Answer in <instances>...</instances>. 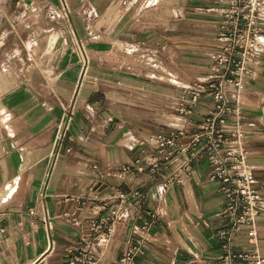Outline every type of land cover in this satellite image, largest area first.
Instances as JSON below:
<instances>
[{
	"label": "crops",
	"instance_id": "obj_1",
	"mask_svg": "<svg viewBox=\"0 0 264 264\" xmlns=\"http://www.w3.org/2000/svg\"><path fill=\"white\" fill-rule=\"evenodd\" d=\"M151 1L0 0V264H67L83 238L93 237L90 214L107 216L118 206L111 242L93 247L100 255L97 264H117L141 224L135 207L117 198V188L128 192L143 182L144 212L157 209L160 216L137 264L215 263L224 195L208 180L204 158L197 160L188 184L167 194L156 185L163 173L151 177L147 169L135 170L121 179L118 170L134 166L138 158L146 163L155 152L152 135L180 128L195 132L213 111L210 96L198 101L193 114L179 108L188 106L186 88L211 72L210 54L221 47L216 34L227 2L177 0L167 32L157 26L154 5H147ZM81 11L97 20V35L129 49L125 77L109 73L102 84L99 68L87 66L79 40L67 28L71 15L84 35ZM181 18L187 24L180 26ZM57 25L64 28L55 33L67 41L52 46L47 38ZM153 54L159 59L170 54V68L181 67L187 83L136 73L147 68L142 58ZM101 84L107 85L102 94ZM227 91L231 100L239 99L248 162L257 184L264 186V49L246 89L238 94L228 86ZM257 227L264 255V212ZM237 244L244 251L255 249L246 230Z\"/></svg>",
	"mask_w": 264,
	"mask_h": 264
},
{
	"label": "built area",
	"instance_id": "obj_2",
	"mask_svg": "<svg viewBox=\"0 0 264 264\" xmlns=\"http://www.w3.org/2000/svg\"><path fill=\"white\" fill-rule=\"evenodd\" d=\"M226 2L216 34L221 47L210 54L211 72L186 88L184 96L188 106L179 108L180 113L193 114L198 101L210 96L213 111L201 119L195 132L180 128L171 135H152L149 141L155 152L146 163L138 158L134 166L125 164L119 168L118 176L123 179L130 172L145 169L151 177L163 173L156 185L167 194L176 185L188 184L197 172V160L204 158L208 180L216 182L224 195L217 230L219 250L214 264H264V255L258 249L257 227L258 218L264 212V186L257 184L248 162L249 149L239 99L231 100L227 91L228 86L238 94L246 89L254 63L264 49V0ZM185 137L188 140L184 142ZM139 186L128 192L117 188V198L125 207H135V217L141 222L139 230L128 239L117 264H137V259L146 254V245L152 242V230L160 216L157 209L144 212L148 192L142 191L145 182ZM120 209L114 207L107 216L90 214L93 237L83 238L67 264H97L100 255L93 247L95 243L106 246L111 242ZM243 230L255 246L254 251L238 248L237 236Z\"/></svg>",
	"mask_w": 264,
	"mask_h": 264
},
{
	"label": "rangeland",
	"instance_id": "obj_3",
	"mask_svg": "<svg viewBox=\"0 0 264 264\" xmlns=\"http://www.w3.org/2000/svg\"><path fill=\"white\" fill-rule=\"evenodd\" d=\"M177 0H154L147 5H154L153 10H151V13L153 12L154 16L158 19V25L160 28L163 29V31L171 32V21L170 18L173 14V10L175 7H177V4L175 3ZM182 3V2H181ZM179 5V4H178ZM183 4H181L180 9L183 11L181 12V17L184 14V9H182ZM89 11H85V13H82L81 11V23L84 30V35L81 36V30L80 28L75 25L74 20L71 18V15H68V26L67 28L71 30V33L73 35L74 40L78 39L81 45V49L84 54L85 62L87 63L88 67H96L100 71V76L102 79V84L107 83V77L109 76V73L115 72L117 77H125L127 75L126 72L130 71L128 68L129 66V58L128 55L129 49H127L124 45H122V41L119 43V45L113 46V37H107V36H99L97 33H95L94 30V24L97 23V20H93L94 16L88 13ZM158 13V14H156ZM57 18L62 17V13H57ZM182 19V18H181ZM185 19L180 20V26L183 24H187ZM118 23V21H117ZM102 24V23H101ZM106 21L103 22V25L105 26V29L107 28ZM122 24V22H121ZM123 25V24H122ZM122 27V26H121ZM64 28L63 26L57 25L55 28H53L50 31V36L47 38L49 44L52 46H58L61 44H64L65 41H67V38L63 36H59L58 33H55V29ZM102 34V33H101ZM122 39V38H120ZM107 42H110L107 44ZM67 44V42H66ZM96 44H103V48L100 50L93 49V46L95 47ZM144 61L142 65H146L147 68L136 69V73L145 74L147 76L151 77H157L160 80H163L165 83H174L179 84V86H182L183 84H186L187 82L183 81V69L180 67V70L177 69L172 70L170 68L171 65V55L165 54L163 58L159 59L156 55H151L148 59L142 58ZM86 66V67H87ZM90 71V70H89ZM180 72V73H178ZM185 79V78H184ZM101 84V94L106 92L107 85ZM121 92H124L123 87L119 89ZM106 99L104 98V103Z\"/></svg>",
	"mask_w": 264,
	"mask_h": 264
}]
</instances>
